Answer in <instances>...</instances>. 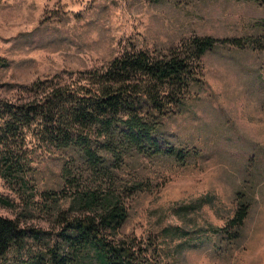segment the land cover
I'll list each match as a JSON object with an SVG mask.
<instances>
[{
  "label": "rangeland",
  "instance_id": "rangeland-1",
  "mask_svg": "<svg viewBox=\"0 0 264 264\" xmlns=\"http://www.w3.org/2000/svg\"><path fill=\"white\" fill-rule=\"evenodd\" d=\"M193 36L219 41L202 57L203 82L163 119L156 153L116 161L101 150L108 167L91 169L74 149L40 141L36 122L22 135L0 131V216L39 232L0 264H47L50 249L68 253L59 214L81 213L85 190L120 196L127 217L116 236L150 241L161 264H264L263 4L0 0V101L40 99L60 86L84 92L124 50L161 54ZM241 204L245 216L231 225ZM93 254L78 253L75 264H95Z\"/></svg>",
  "mask_w": 264,
  "mask_h": 264
},
{
  "label": "trees",
  "instance_id": "trees-1",
  "mask_svg": "<svg viewBox=\"0 0 264 264\" xmlns=\"http://www.w3.org/2000/svg\"><path fill=\"white\" fill-rule=\"evenodd\" d=\"M253 1L264 5V0ZM217 41L212 36H193L155 55L147 50H124L93 72L94 88L80 92L60 86L40 99L0 101V131L3 136L22 135L24 127L36 122L40 141L55 149H74L83 165L91 169L108 167L101 150L116 161L130 151L156 153L163 119L178 114L192 87L203 82L202 57ZM230 41L236 46L243 44L240 39ZM5 167L9 170L12 164ZM61 171L66 177L67 166ZM78 201L81 213L59 214V235L70 251L59 254L50 249L47 264H75L74 256L88 249L93 250L95 264H161L159 251L150 241L116 236L127 217L120 196L85 190ZM244 216L241 204L228 222L237 225ZM38 234L0 216V256L11 246L24 247L28 238ZM72 252L74 256L69 255Z\"/></svg>",
  "mask_w": 264,
  "mask_h": 264
}]
</instances>
